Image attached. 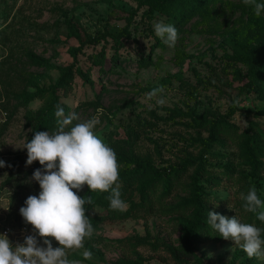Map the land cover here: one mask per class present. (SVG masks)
<instances>
[{"label": "rangeland", "instance_id": "374dc122", "mask_svg": "<svg viewBox=\"0 0 264 264\" xmlns=\"http://www.w3.org/2000/svg\"><path fill=\"white\" fill-rule=\"evenodd\" d=\"M197 3L171 23L162 15L146 16L138 0H0V160L5 162L0 167V224L26 226L46 247L19 210L41 192L33 173L44 166L39 161L27 165L24 146L34 137L35 117L53 98L66 115L77 114L73 124L97 117L94 133L117 158L149 159L162 167L201 157L209 177L221 180L203 187L201 227L195 230L194 189L188 179L195 168L165 197L161 188L125 190L126 209L112 218L103 219L106 208L92 200L85 215L94 231L82 249L67 250L69 260L264 264V257L250 259L207 224L208 212L214 211L264 225L243 209L241 199L254 185L264 200V141L256 144L253 164L244 148L248 137L264 134V85H249L248 69L233 43L247 37V5L243 0ZM159 21L177 28L174 48L155 35L153 24ZM115 37L122 43L117 60L111 56ZM95 39L99 43L91 44ZM102 50L100 67L96 60ZM141 50L148 55L140 61ZM157 87L164 92L149 100L147 94ZM161 96L165 104L158 106ZM52 119L50 134L57 130L55 114ZM73 191L81 198L92 196L87 185ZM97 217L101 221L92 220ZM84 250L92 252L91 259L83 257Z\"/></svg>", "mask_w": 264, "mask_h": 264}, {"label": "clouds", "instance_id": "9594fccd", "mask_svg": "<svg viewBox=\"0 0 264 264\" xmlns=\"http://www.w3.org/2000/svg\"><path fill=\"white\" fill-rule=\"evenodd\" d=\"M251 6L256 17L264 13V2L243 0ZM155 35L168 47L174 48L178 40V30L172 24L154 22ZM164 92L163 87L148 93L152 100ZM158 106L165 104L161 96L156 99ZM239 101L234 102L238 106ZM102 111V110H98ZM57 130L53 133L37 131L24 148L27 149V165L39 161L44 171L37 169L33 179L39 182V196H29L20 214L27 224L33 226L36 234L43 238L46 247L38 245L35 235L25 238L23 244L12 247L5 235H0V264H79L68 259L67 250L82 249L86 237H91L94 229L85 215V205L92 199L81 198L73 189L82 190L88 186L90 192H109L107 199L111 210L124 211L126 203L119 191V165L115 151L94 133L100 123L95 116L73 124L78 119L75 112L65 114L63 107L56 105ZM67 129V130H66ZM5 162L0 160V167ZM115 185V187H114ZM242 207L254 213L256 219L264 223V200L258 196L256 187L241 193ZM207 224L225 240H231L251 259L264 257V228L255 224L241 223L236 217L209 211ZM59 247L53 248L52 240ZM85 259L92 258V252L84 250Z\"/></svg>", "mask_w": 264, "mask_h": 264}, {"label": "trees", "instance_id": "16d2710c", "mask_svg": "<svg viewBox=\"0 0 264 264\" xmlns=\"http://www.w3.org/2000/svg\"><path fill=\"white\" fill-rule=\"evenodd\" d=\"M198 1L200 2L202 0H138V6L144 9L143 13L149 18L154 15H162L170 20L171 23H174L181 21L186 14L199 7L197 6ZM257 2H264V0H257ZM247 12V37H242L240 41L233 40V43L238 51V60L248 69L250 75L249 85L256 87L264 85V13H262L261 16L256 17L253 13L252 7L248 5ZM127 36H129V34ZM90 43L98 44L99 39L92 40ZM113 46L114 48L111 56L116 60L119 58L121 59L122 57H120L118 49L122 46V43L119 40V37L113 39ZM140 53L138 60H145L148 54H145L142 50ZM104 57L105 52L102 50L101 59L96 60V62L100 64V67H102ZM56 105V101L52 98V100L40 110L39 114L35 117V125L33 127L34 134L37 131H49L55 127L52 118L56 111ZM263 141L264 134H262L261 138L258 136H252L245 140L244 148L248 153L247 159L251 164H253V152L255 151L256 144ZM207 143L208 142L206 141H202V144L206 145ZM250 143H252L251 147ZM117 161L118 165H121V167H119L118 179L121 198H123L122 194L125 193V190L134 186H137L140 191H150L161 188L162 197L170 195L173 189L183 182L184 177L188 173V169L195 168L193 174L188 177L194 189L191 193L192 200H190V203L196 208L192 229L195 230L201 227L200 215L204 210L202 203L204 200L203 187L207 185V183H219L221 181L217 177H209L210 173L206 167H204L205 163L201 157L199 160L186 159L179 166L166 165L162 167L155 166L149 159L128 160L125 157L120 156L117 158ZM109 194L110 191L104 193L92 192L91 194V199L93 201L100 203L106 208L107 213L103 216V219L108 217L112 218L117 214L116 210H111L109 207V200L107 199ZM100 219L101 218L98 217L92 218L95 222L98 220L101 221ZM256 226L264 228V225H259L258 221L256 222ZM262 237L264 238V233H262Z\"/></svg>", "mask_w": 264, "mask_h": 264}, {"label": "built area", "instance_id": "2783aa9c", "mask_svg": "<svg viewBox=\"0 0 264 264\" xmlns=\"http://www.w3.org/2000/svg\"><path fill=\"white\" fill-rule=\"evenodd\" d=\"M0 235H5L12 247L23 244L25 238L29 236L26 226L14 227L6 224L4 221L0 224Z\"/></svg>", "mask_w": 264, "mask_h": 264}]
</instances>
